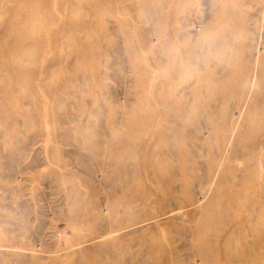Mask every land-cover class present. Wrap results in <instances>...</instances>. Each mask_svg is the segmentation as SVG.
Listing matches in <instances>:
<instances>
[{
    "label": "rangeland",
    "instance_id": "374dc122",
    "mask_svg": "<svg viewBox=\"0 0 264 264\" xmlns=\"http://www.w3.org/2000/svg\"><path fill=\"white\" fill-rule=\"evenodd\" d=\"M257 39L264 0H0V264H264Z\"/></svg>",
    "mask_w": 264,
    "mask_h": 264
},
{
    "label": "bare ground",
    "instance_id": "6f19581e",
    "mask_svg": "<svg viewBox=\"0 0 264 264\" xmlns=\"http://www.w3.org/2000/svg\"><path fill=\"white\" fill-rule=\"evenodd\" d=\"M256 42L257 43H256L255 51L250 54L251 58H250L249 72L247 71V75L245 76V79L241 80L238 83V86H241L242 93H243L242 96L244 95V97L250 96V94L248 92L250 90L248 83L250 81H253V80H262L264 77V43L262 46L263 51L260 52L259 46H261V45L258 46V44L262 43V42L259 39H257ZM238 113L239 112H237L236 108H233L232 110L229 111L228 120H229V124H230V126H229L230 132L234 131V127H233L232 123H234V121L236 120V115ZM262 147H263V144L254 146V148L256 150H261ZM224 150L225 151L223 153L222 158L226 160L229 157L230 152L232 151V148L229 147V143L224 146ZM254 165H255L258 173L263 175V179H262L263 184H262V186H257L256 188L251 189V191H250L251 197L245 203H247V206H248L247 215L249 217L253 218V220L257 221L258 218H260L259 217L260 216L259 210L261 211L264 207V188H263V185H264V153H261L260 156L256 158ZM247 169L250 170L253 168L247 167ZM221 171H224V169L221 170V167H219L215 163L213 165V168H212L213 176L220 174ZM249 174H247L243 178V180H242L243 185H248V186L250 185L251 180H250V176H248ZM197 194H198L199 198H202V194H203L202 190L201 191L199 190L197 192ZM251 222H252V220H249L248 222H245V225L251 226ZM254 235L256 236V238L253 241V233H252L251 234V242L246 244V250H241V255L243 257L250 256L252 261L254 259H258V260L260 259V261H262V258L264 257V254H263L264 236L259 235V230L254 231ZM204 256L206 258H208V260L212 259L215 257V252L212 251L211 253H209L206 251V252H204Z\"/></svg>",
    "mask_w": 264,
    "mask_h": 264
}]
</instances>
